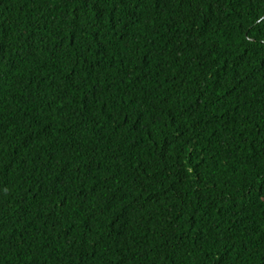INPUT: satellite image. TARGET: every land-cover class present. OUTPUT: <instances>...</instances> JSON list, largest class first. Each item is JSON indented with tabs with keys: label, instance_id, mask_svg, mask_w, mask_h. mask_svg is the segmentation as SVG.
Returning a JSON list of instances; mask_svg holds the SVG:
<instances>
[{
	"label": "trees",
	"instance_id": "16d2710c",
	"mask_svg": "<svg viewBox=\"0 0 264 264\" xmlns=\"http://www.w3.org/2000/svg\"><path fill=\"white\" fill-rule=\"evenodd\" d=\"M0 264H264V0H0Z\"/></svg>",
	"mask_w": 264,
	"mask_h": 264
}]
</instances>
